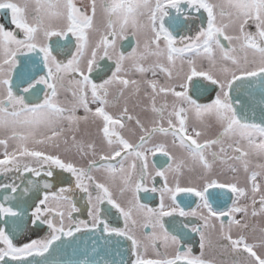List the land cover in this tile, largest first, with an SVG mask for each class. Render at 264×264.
Listing matches in <instances>:
<instances>
[{"label":"snow or ice","instance_id":"6c2138e0","mask_svg":"<svg viewBox=\"0 0 264 264\" xmlns=\"http://www.w3.org/2000/svg\"><path fill=\"white\" fill-rule=\"evenodd\" d=\"M0 13V264H264V0Z\"/></svg>","mask_w":264,"mask_h":264},{"label":"water","instance_id":"95a60500","mask_svg":"<svg viewBox=\"0 0 264 264\" xmlns=\"http://www.w3.org/2000/svg\"><path fill=\"white\" fill-rule=\"evenodd\" d=\"M257 122L259 119L257 118ZM95 238L89 235L78 236L75 241L66 242L59 253L53 256L59 264H78V261L85 258V255L92 256L93 240Z\"/></svg>","mask_w":264,"mask_h":264},{"label":"flooded vegetation","instance_id":"af4514ba","mask_svg":"<svg viewBox=\"0 0 264 264\" xmlns=\"http://www.w3.org/2000/svg\"><path fill=\"white\" fill-rule=\"evenodd\" d=\"M5 20H6V18H4L3 17V15H2V13H0V22H5ZM133 139H135L134 137H133ZM11 150V149H10ZM3 179V177H0V180H2ZM5 193L3 192V190L2 189H0V198H2V196L4 195ZM0 202H2V200H0ZM195 205L193 204V207H194ZM253 223L254 224H258L259 226H264V218H257V219H255V220H253ZM197 240H198V237H197ZM195 251H199V249H198V244L196 245V247H195V249H194Z\"/></svg>","mask_w":264,"mask_h":264}]
</instances>
